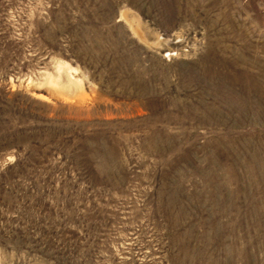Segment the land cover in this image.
<instances>
[{
	"label": "rangeland",
	"instance_id": "374dc122",
	"mask_svg": "<svg viewBox=\"0 0 264 264\" xmlns=\"http://www.w3.org/2000/svg\"><path fill=\"white\" fill-rule=\"evenodd\" d=\"M0 264H264V0H0Z\"/></svg>",
	"mask_w": 264,
	"mask_h": 264
}]
</instances>
